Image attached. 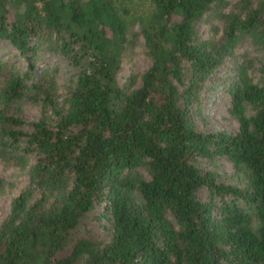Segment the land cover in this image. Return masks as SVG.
<instances>
[{"label":"trees","instance_id":"16d2710c","mask_svg":"<svg viewBox=\"0 0 264 264\" xmlns=\"http://www.w3.org/2000/svg\"><path fill=\"white\" fill-rule=\"evenodd\" d=\"M0 41V158L28 175L0 264H264V0H0ZM137 45L149 63L119 82ZM222 84L236 128H199Z\"/></svg>","mask_w":264,"mask_h":264},{"label":"rangeland","instance_id":"374dc122","mask_svg":"<svg viewBox=\"0 0 264 264\" xmlns=\"http://www.w3.org/2000/svg\"><path fill=\"white\" fill-rule=\"evenodd\" d=\"M197 33L201 38L206 37L211 34V28L208 23L199 21L197 24ZM244 47H250L248 43L243 44ZM241 47L236 49V52H239ZM13 49L3 41H0V57L6 56L8 53H12ZM10 56L15 57V61H21L22 58L19 56ZM42 62H40L39 68L53 66L57 68L55 74V80L57 83V92H60L62 89V83L64 82L65 72L67 66L63 58L59 55L46 53L42 55ZM149 63L148 57L145 55L142 46L137 45L133 48L130 53H127L121 61V66L118 71V80L123 82V80L131 73H139L143 70ZM47 64L46 66H43ZM233 64V60L230 57L225 59V62L220 65L218 72L220 74L228 73V66ZM229 105V99L224 91V84L214 87L208 92H205L201 108L203 113V119L197 118V124L199 128L202 129H213V128H224L226 130L232 131L236 128L235 118L228 112L227 106ZM15 106L19 115L24 119L35 118L39 114V105L23 97L15 102ZM203 165H208L224 176H230L231 167L224 160H217L213 163L207 162L203 159L201 162ZM27 167V166H26ZM26 167L20 168L17 164L13 163L11 160H4L0 158V176L7 179L11 184L7 185L0 192V219L4 215L5 211L8 208V204L12 196H14L18 190L26 183L27 181V171Z\"/></svg>","mask_w":264,"mask_h":264}]
</instances>
